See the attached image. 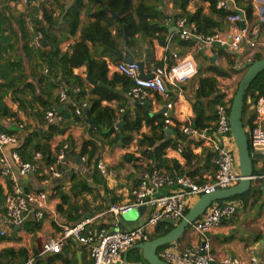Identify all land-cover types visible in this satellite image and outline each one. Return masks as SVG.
Instances as JSON below:
<instances>
[{
  "label": "crops",
  "instance_id": "crops-1",
  "mask_svg": "<svg viewBox=\"0 0 264 264\" xmlns=\"http://www.w3.org/2000/svg\"><path fill=\"white\" fill-rule=\"evenodd\" d=\"M254 7V15L258 22L261 23V28L258 29L255 41L257 42L255 53L264 57V0H252ZM74 0H0V16L4 22L3 37L13 45V52L8 51L4 59H9V63L16 61L17 58L22 60V66L24 67V73L26 80L37 83L41 76L47 78L46 65L41 62L38 57V50L33 46V38L36 33L37 23L36 18L40 19L42 14V7L49 10L50 7L54 8L53 15L56 17L63 9L61 17H64L67 11L73 7ZM203 6L204 13L209 14V3L203 4L197 3L196 0H192L188 5L187 10L193 12L196 6ZM90 9L84 8L81 14V23L84 26L90 19ZM158 12L160 16L154 21L159 22L164 27V31L160 33L156 38H139L134 37L133 46L130 45V39L127 38L125 28L116 25L111 31V36L115 38V46H104L102 42L90 44V53L96 60H103L107 65L106 80L112 81L115 75H119L115 70V65L119 61H123L124 52L127 50V54L132 57L133 62H144L143 75L151 76L155 69L160 67H169L174 64L172 58L173 54H177L180 57H186L192 59L195 63L196 74L186 82L180 83L176 87L168 85V97H163L156 93H150V95L141 102H131L127 99L126 93L128 87L120 83L113 85V90L119 95V101L102 102L101 108H110L115 111L117 122L121 121L123 115H128L134 118L136 115L142 119L141 128L138 132L131 133L132 140L123 144L122 141L125 138L120 130H118V136L121 133L122 139H119L116 145L110 146L107 143V139L103 136L108 132L107 129L100 127L95 121L97 126H91L87 123L88 119L75 122L71 114L69 106L79 103L72 95H67V99L64 102H60L59 93L67 87L60 83L62 78L61 73L57 75V87L51 92L50 102L48 109H53L54 114L59 120H53L51 123L60 125L64 130L61 134L56 135L51 143V149H59L63 145H68V152L66 159L61 167V178L55 180L49 185L43 184L44 178L34 176H28L21 179V184L26 191H39L46 190L48 192L49 204L54 209L55 216L48 215L45 220L39 225V229H35L33 232H24V228L21 229L12 228L9 225H5V237H0V252L7 249H12L15 254L11 257L1 261V264H21L26 258V262L23 264H90L89 250L86 246L78 244L74 240H69L61 247L60 254H41L42 243L50 238H55L60 232L61 224L73 225L80 220H74L75 216H79L82 212L86 215L88 211L94 210V208L104 205L105 203L112 206V201L116 199V204H126L132 200L130 191L135 187L134 182L138 177L133 165H125L123 169H115L118 163L122 160L126 154H133L135 157L140 158L141 151L145 150L144 147L138 146V141L143 135H150L151 127L155 119L162 117L163 113L167 111L169 117L173 120L174 126L164 125V134L161 136V140L157 142L159 145L164 142H170L172 144L183 143L184 149L181 154L175 151V147H169L164 152L165 163L161 166L160 170L170 177L175 176H187L197 184H204L210 182L216 172L215 155L211 149L205 147L200 142L194 140H186L181 134L180 127L182 124L195 119L194 104H196V93L198 90V80L200 77L212 76L208 72L209 65H219L224 67L225 62L218 56V50L222 49V46L214 45L212 47L213 56L215 58L213 62L207 60L203 53L197 52L194 47L185 46L178 37V32L175 27V20L181 16L180 10L176 9L172 0L165 1L162 5H158ZM22 17L24 22V29L27 35L28 33V45L34 51L30 54V59H27L23 54V49L27 47L26 41L21 39V31L18 26L17 19ZM56 35H68L67 31H64L61 27H56L53 30ZM121 31V35L117 34ZM232 31V25H223V35L230 38ZM11 37V39L9 38ZM80 38V32L76 35L68 37L60 44L62 52H69L70 47L78 41ZM163 44H160V43ZM6 44V43H5ZM4 44V45H5ZM126 48V49H125ZM224 50V49H222ZM247 49L243 50L246 51ZM70 53V52H69ZM245 53V52H243ZM4 64L5 61L3 60ZM39 65L42 67L38 69ZM46 71V72H45ZM94 81L97 86L91 85L87 80V74ZM74 77H78L79 81L83 84L85 92L88 93L85 96V100L82 102L92 101L94 96L90 95V91L96 87L107 88L108 86L102 81H98L92 76L88 65L76 68L73 71ZM25 80V79H24ZM70 80H73L71 78ZM240 77L237 74L231 75L229 78H217L218 94L224 95V101L230 102L236 89ZM47 83H51L48 80ZM46 83V84H47ZM38 89V88H37ZM38 95V92L35 93ZM19 96L25 102L22 106L12 101L10 95L4 97V103L10 111H12L17 121H12L8 118L0 117V131H10L14 135L18 136L22 132L19 131L18 126L23 125L24 130L27 128H37L39 126L38 118L33 115L34 111L40 109L33 101L32 97L28 93H20ZM213 99L204 100V109L206 110V116L213 115L215 107L207 109V102ZM167 105H172V108L167 110ZM123 109V114L119 113V110ZM254 113L251 105H248L245 117L244 127L248 133L249 129L253 126ZM163 118V117H162ZM216 121V120H215ZM215 121H209L208 127L199 130L206 131L207 133L216 131ZM151 125V126H150ZM121 124L117 125V128ZM42 128V126H40ZM45 128V126H44ZM197 129V128H196ZM117 130V129H116ZM179 136H182L179 139ZM19 137V136H18ZM94 141L98 147L97 162L103 161L105 166L114 173V180H105L106 191L98 184H95L91 180L93 171L89 168L81 170L84 178L87 180L91 189H94L92 195H82L74 198L70 192V177L74 172L76 166H82L78 154L83 142ZM230 148L235 150L233 141L229 143ZM188 148L191 151V156L187 160L183 156L184 150ZM9 150V149H8ZM8 150L4 153L7 154ZM58 150V151H59ZM141 159V158H140ZM141 160L138 161V163ZM237 168L238 161H237ZM115 169V170H114ZM46 170V169H45ZM13 172L16 173V168L13 166ZM76 173V172H74ZM256 175V174H255ZM257 177V176H254ZM8 182L0 178V188L3 191V196L7 191ZM58 189L57 193H64L66 195L65 200H61L58 196L55 198L50 197L52 190L54 193ZM172 188H163L157 192V195H164L172 192ZM244 199H239L240 196L235 197L232 200H224V202L232 203L236 205L237 209L235 214L221 222L220 226L216 228L209 235V245L211 252L217 257L232 256L238 258H248L250 256H256L263 259L264 255V189L261 182H256L254 186L245 194ZM198 199H193L191 207L196 203ZM221 202V203H224ZM220 203V204H221ZM57 205H61V210L56 209ZM85 205V206H83ZM86 207V211H84ZM3 202L0 203V217H3L2 213ZM75 208V209H74ZM104 213V212H102ZM100 213V214H102ZM97 214L96 216H99ZM95 216V217H96ZM147 216V213L140 215L135 221H127L121 219V226L124 229H132L138 225V223ZM83 218V216H82ZM85 219V218H84ZM109 221L110 218L102 217L97 218L95 221ZM32 221V220H28ZM92 222L93 223H95ZM5 222V221H4ZM33 222V221H32ZM198 236L194 231L189 228L185 234L180 238L178 245L180 249L188 248L197 242ZM20 251H24L25 255L20 254ZM23 259V260H22Z\"/></svg>",
  "mask_w": 264,
  "mask_h": 264
},
{
  "label": "trees",
  "instance_id": "trees-1",
  "mask_svg": "<svg viewBox=\"0 0 264 264\" xmlns=\"http://www.w3.org/2000/svg\"><path fill=\"white\" fill-rule=\"evenodd\" d=\"M172 1L175 8L181 12L180 18H185L188 23L193 24L196 28V33L198 34L205 36L213 35L215 33L223 34V25L229 24L226 21V17L230 15V13L228 14L223 11L216 10L215 0H196V2L200 4L205 2L209 3L208 15L204 13L203 6L201 5L196 6L193 12L188 11L187 7L192 0ZM235 3L236 6L244 12L248 27H256L260 29L261 23L256 20L254 15L253 1L235 0ZM158 5V0H74L73 7L67 11L64 17H61L63 9L60 11V14L55 17L53 15V7H50L49 10L42 7L40 19H35L37 23L36 31L40 32L43 37L41 41L42 49L38 50L39 53L37 55L41 62L46 65L45 68L47 69V78L41 76L35 84L26 80L24 67L22 66L23 63L20 58H17L16 61L11 63H9V59H4V54L6 55L8 51L13 52V45H11V41L7 43V40L3 37L2 28L4 26V22L0 16V117L17 121L15 114L10 111L4 103V97L6 95H10L13 102L22 106L25 102L21 99L19 94L22 92L28 93L32 97L31 101L40 107V109L33 112V115L38 118L39 126L37 128L23 129L22 133L18 135L19 137L16 136L18 139V146L15 149V152L18 154L20 160L25 163H34L35 155L40 154L41 158L38 161L39 170L35 174L36 177L41 179L44 178L45 169L55 162L56 154L59 149H51V143L56 135H59L64 131L60 125L49 123L45 119L47 112H54L52 108L48 109V105L50 102L51 92L58 85L56 84V79L59 72L62 75L60 83L67 87V93L72 95L79 103L78 105L76 104V106L81 105L83 103L82 100H85V96L88 94L85 92L83 84L79 81L78 77H74L73 75V71L76 68L88 65L92 76L108 86L107 88L96 87L90 91L89 94L94 96V99L92 101H88L87 103L85 102L88 107L83 110L80 115H75L74 105L69 106L75 122H80V120L83 119L93 120L100 127L107 129L108 132L103 134V136L108 140L107 144L110 146L116 145L119 139L118 130H120L125 137L122 141L124 145L132 140L130 135L131 133L139 131L142 119H140L138 115L134 118H131L128 115H123L121 121L118 123L114 110L110 108H101L102 102L120 100L119 95L113 90L114 84L120 83L125 85L128 87L126 88L128 91L131 86V82L128 78L120 74L115 75L113 80L108 82L106 80V63L103 60H96L92 57L89 45L102 42L104 46L107 45L114 47L116 43L115 38L111 36V31L116 25L125 28L127 38L131 40V46L136 44L133 42L134 37L136 36L143 39L156 38L159 41L160 37L158 36L162 31H164V27L159 22L154 21V19H158L160 16V12H158ZM84 8H88L93 12L90 13V19L88 22L82 26L80 16L84 11ZM112 14H114L116 18L113 17ZM17 22L21 31V39L24 41L27 39V47L23 49V54L26 55L27 59H30V54L33 53L32 51L34 50L31 47L29 48V36L28 33L27 35L25 33L22 17H19ZM57 26L61 27L64 31H67L68 35H56L53 30ZM78 31L80 32V38L70 47V53L67 51L62 52L60 44L68 37L76 35ZM118 35H121V31H119L117 36ZM9 38L11 39V37ZM160 44L163 43L161 42ZM182 44L193 47L192 42L182 41ZM218 56L224 60V67L215 64L209 65L208 72H210L212 76L200 77L198 80V90L196 93L197 102L193 106L195 119L192 125L194 128L199 130L207 128V123L209 121L216 120V107L224 103V95L221 93L218 94L217 78H229L231 75L237 74L241 79L242 74L254 61L264 58L260 54H256L255 49L246 50L245 53L242 52L240 55H234L233 53H230L229 50L219 49ZM3 60L5 61L4 64L2 63ZM40 68L42 67L39 65L38 69ZM71 78H73V80H70ZM48 80L51 81V83H47ZM75 89H79V91L76 93ZM36 92H38V95H35ZM212 97L213 99L210 102H207V109L215 107V110L213 111V115L206 116L204 102L202 103V101L209 100ZM259 97H264V71L253 80L244 96L242 113L243 121L248 105H252ZM155 120L156 121L153 122V126L151 127L150 135H143L138 141V146L144 147L145 149L141 151V159L135 157L133 154H126L115 168L120 170L127 164L133 165L138 176L134 182L135 186L139 183L142 173L151 169L152 162H155L157 164V168L160 169L165 163V150L169 147L176 146V143L172 144L170 142H164L156 145L157 142L161 140V136L164 134V120L162 117L161 119L157 118ZM118 124H121L119 129L117 128ZM40 126H42V128ZM3 132L8 135H14L10 131ZM181 138L182 136H179V139ZM98 151L99 147L94 141H85L79 151L78 159H81L82 157L85 158L83 167L85 169L90 168L93 171L91 176L92 182L102 186L104 191H106L105 180L97 169ZM183 156L188 160L191 156V151L186 148L183 152ZM139 160L141 161L138 163ZM7 184V191H10L9 182ZM70 186L71 196L74 198L85 194L92 195L94 192V189H91L81 172L72 173L70 177ZM54 190L56 193L52 190L50 197L55 198V196H58L61 200H65L67 198L64 193H57L59 192L57 188ZM4 197L5 194L3 196V191L0 188V203L3 202V215L5 213ZM239 199L243 200L244 196L239 197ZM116 201L117 200L114 199L111 204H116ZM221 202L224 201H219L217 203L220 204ZM109 206L110 205L105 203L104 205L94 208V210L88 211L87 215L82 212L79 216H75L74 220L78 221L84 218H94L97 214L107 211ZM61 208V205H57L56 207L58 211H60ZM86 210V207H84V211ZM32 221H27L24 226H22L24 228V232L29 233L35 231V229H39V225L43 222ZM88 227L93 231H98L104 226L103 222L95 221V223ZM174 227L175 225L170 223H168L166 227L159 226L155 233L150 237V241L167 234ZM178 242L179 241H177V243ZM19 253L23 256L25 255L24 251H20ZM14 254L15 252L12 249L1 251L0 264L2 260L11 257ZM23 259L24 261L21 264L26 262V258ZM138 261L147 264L142 258L140 251H132L128 256V263Z\"/></svg>",
  "mask_w": 264,
  "mask_h": 264
},
{
  "label": "built area",
  "instance_id": "built-area-1",
  "mask_svg": "<svg viewBox=\"0 0 264 264\" xmlns=\"http://www.w3.org/2000/svg\"><path fill=\"white\" fill-rule=\"evenodd\" d=\"M23 1L26 2V0ZM215 8L230 13L226 17V21L232 25L229 39L221 33L206 36L198 34L193 24L188 23L185 18H179L175 20V27L180 40L192 42L195 50L203 53V56L211 62L215 60V58L210 59L214 54L212 50L214 45H227L229 52L234 55H240L243 52V42L247 43V50H254L257 45L255 38L258 28L248 27L245 14L236 6L235 0H215ZM240 23L245 24L244 29L240 28ZM42 38L41 33H36L33 38V46L37 50L42 49ZM126 53L127 50H125L124 55ZM172 58L174 60L173 65L155 69L152 77L149 78L141 76L137 62L127 63L124 60L118 62L115 65V70L131 82V86L126 93L127 99L131 102H141L150 93L168 97V85L176 87L195 76L196 67L192 59L180 57L177 54H173ZM78 91L79 89H75L76 93ZM67 95V90L63 89L59 93L60 102H64ZM87 107L85 102L76 106L75 115H80ZM251 107L254 117L253 126L247 133L249 150L251 153H257L264 158V97H259ZM171 108L172 105L166 107L167 110ZM229 109L230 102L226 100L216 107L215 132L199 131L193 127L191 121L182 124L180 127L181 134L186 140L200 142L211 149L215 155L216 172L210 182L197 184L187 176H167L157 168L155 162H152L151 169L144 171L139 183L131 189L130 196L132 200L130 202L109 206L107 211L99 216L83 219L73 225L61 224L57 237L47 239L42 243L41 254H60L61 247L69 240H74L88 248L90 264H122L123 253L130 247L149 242L150 237L159 226L166 227L168 223L176 225L191 208L193 199H199L203 195H210L237 185L242 178L236 165V151L229 146L232 140L228 124ZM123 112V109L119 110L120 114H123ZM162 117L164 125L174 126L173 120L169 117L167 111L163 113ZM45 119L49 123L53 120H59L53 111L47 112ZM18 129L22 132L23 125H19ZM17 146L18 139L16 135H8L0 131V178L10 184V191H6L4 197L5 213L3 217H0V237H5L4 228L6 224L12 228H21L28 220L40 222L44 221L48 215H56L49 204L46 190L26 191L21 184V179L30 175L34 176L38 172L40 154L35 155L34 163L22 162L15 152ZM183 149L182 142L176 143L175 151L178 154H181ZM5 150H8L7 154L4 153ZM68 150V145H63L56 154L55 162L46 168V177L43 179L44 185H49L61 178V167ZM80 161L82 166H76L74 172H81L85 169L83 167L85 158L82 157ZM13 166L16 168V173L13 172ZM97 169L107 181L114 180V173L105 166L103 161L97 162ZM253 178L264 179V176ZM163 188H172L173 191L168 194L157 195V192ZM139 207H145L144 213H147V216L132 229L122 228V215L128 214ZM236 209V205L232 203H215L206 210L200 219L191 225V230L198 236L194 245L180 249L178 243L175 242L160 249L158 256L169 264H264V255L263 259L256 256L248 258L217 257L211 252L209 245L210 233L218 228L223 220L232 217ZM106 216L110 220L103 221L104 227L98 231H93L88 227L97 218ZM129 264L145 263L138 261Z\"/></svg>",
  "mask_w": 264,
  "mask_h": 264
},
{
  "label": "water",
  "instance_id": "water-1",
  "mask_svg": "<svg viewBox=\"0 0 264 264\" xmlns=\"http://www.w3.org/2000/svg\"><path fill=\"white\" fill-rule=\"evenodd\" d=\"M158 1L159 4L162 5L167 0ZM112 16L116 18L114 14H112ZM240 28L244 29L245 24L240 23ZM247 46L248 45L246 42L242 43L243 50L247 49ZM222 49L228 50V46L224 45L222 46ZM124 56L125 57L123 58V60L125 62H133L132 57H130L127 53ZM138 65L140 67V73L143 78L152 77V75L144 76L142 74L144 62H138ZM263 71L264 58L254 61L245 70L238 83L229 109L228 124L230 135L236 149L239 173L242 178L241 181L230 189L219 190L213 194L201 196L196 201V203L188 210L184 217L167 234L155 238L147 243L130 247L128 250H126L123 253L122 264H129L128 256L132 251H140L142 258L146 261L147 264H169L160 259V257L158 256V251L179 241L180 238L185 234V232L191 227V225L204 215L208 208L219 201L229 200L238 196H242L243 194L248 192L256 182L260 181L262 184V188L264 189V179L253 178L254 176H264V158L257 153L250 152L248 134L242 120L244 96L253 80ZM87 80L91 83V85L97 86V84L91 80L89 73L87 74ZM87 123L91 126H97L96 123L90 120H87ZM119 136L120 139H122L121 133L119 134ZM144 212L145 207H139L133 209L128 214L122 215V218L127 221H135Z\"/></svg>",
  "mask_w": 264,
  "mask_h": 264
},
{
  "label": "rangeland",
  "instance_id": "rangeland-1",
  "mask_svg": "<svg viewBox=\"0 0 264 264\" xmlns=\"http://www.w3.org/2000/svg\"><path fill=\"white\" fill-rule=\"evenodd\" d=\"M243 75V74H242ZM235 94V93H234ZM234 96V95H233ZM252 106V105H251ZM241 197V196H240Z\"/></svg>",
  "mask_w": 264,
  "mask_h": 264
}]
</instances>
